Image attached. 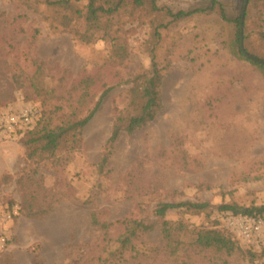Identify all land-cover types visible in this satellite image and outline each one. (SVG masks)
Masks as SVG:
<instances>
[{
  "label": "rangeland",
  "instance_id": "obj_1",
  "mask_svg": "<svg viewBox=\"0 0 264 264\" xmlns=\"http://www.w3.org/2000/svg\"><path fill=\"white\" fill-rule=\"evenodd\" d=\"M49 1L0 0V114L35 108L40 131L96 111L80 140L70 136L53 154L22 137L0 142V264H264V228L244 241L218 209L264 206V74L233 55L236 29L219 11L180 22L165 13L213 0H157L156 13L124 0L109 21L128 52L122 63L108 42L84 44L54 23ZM217 1L238 17L242 0ZM263 29L264 7L252 5L245 47L261 56ZM153 62L163 108L108 145L134 78ZM182 202L211 210L156 215ZM212 231L235 249L202 246L199 233Z\"/></svg>",
  "mask_w": 264,
  "mask_h": 264
},
{
  "label": "trees",
  "instance_id": "obj_2",
  "mask_svg": "<svg viewBox=\"0 0 264 264\" xmlns=\"http://www.w3.org/2000/svg\"><path fill=\"white\" fill-rule=\"evenodd\" d=\"M242 8L238 17L234 20L229 18L226 6L217 0L212 1L211 7L207 9H194L191 11L172 10L165 11L166 15L171 18L173 22H180L192 18L196 15L205 14L209 11H219L221 20L229 25L235 27L234 40L231 42V50L234 56L243 58L244 60L257 66L264 74V56L252 53L245 44L250 39L248 31V19L252 5L264 7V0H249L247 10ZM101 0H88L86 8H80L76 5L74 0H56L47 3L50 19L55 21L58 26L67 32L72 33L75 37L84 44H92L98 40L108 42L112 45L115 58L120 62L128 59V52L122 45L117 44L119 37L112 30V20L122 7L124 0L117 2ZM132 4L137 9L149 8L151 13L163 11L157 3V0H132ZM261 8V7H260ZM264 41V29L261 33ZM245 47V53L242 49ZM156 62H153V70L143 71L138 74L134 80L133 85L128 92V105L114 121V127L108 145H113L119 139L123 132L129 134L147 126L152 123L159 115L163 108L161 86L163 82V74ZM96 109L84 120L71 122L58 127L44 126L40 131L36 128L26 133L21 139H25L26 145L37 146L43 152H55L62 141L68 139L70 136L81 138L83 129L89 124L95 114ZM39 123V122H38ZM78 141L74 142L75 144ZM108 162V157H104L102 165ZM219 211L224 214H229L235 217L243 218H258L264 217V206H240L237 204H223ZM174 210H186L192 214L207 213L211 210V205L207 202H182V203H165L160 205L156 211V215L160 218H165L167 213ZM138 230H148L146 225L137 224ZM169 223H164V233L167 238L171 237V231L168 228ZM198 242L204 247H217L219 249L232 252L235 249L234 242L231 238L224 237L217 231L199 233Z\"/></svg>",
  "mask_w": 264,
  "mask_h": 264
},
{
  "label": "built area",
  "instance_id": "obj_3",
  "mask_svg": "<svg viewBox=\"0 0 264 264\" xmlns=\"http://www.w3.org/2000/svg\"><path fill=\"white\" fill-rule=\"evenodd\" d=\"M39 112L32 107L23 110H10L0 114V142L16 141L33 130ZM227 225L233 233L244 241L250 242L261 237L264 220L231 216Z\"/></svg>",
  "mask_w": 264,
  "mask_h": 264
},
{
  "label": "water",
  "instance_id": "obj_4",
  "mask_svg": "<svg viewBox=\"0 0 264 264\" xmlns=\"http://www.w3.org/2000/svg\"><path fill=\"white\" fill-rule=\"evenodd\" d=\"M247 4H248V0H245V7H244V10H246V8H247ZM242 49H243V51H244V53H245V47H244V45H242Z\"/></svg>",
  "mask_w": 264,
  "mask_h": 264
}]
</instances>
